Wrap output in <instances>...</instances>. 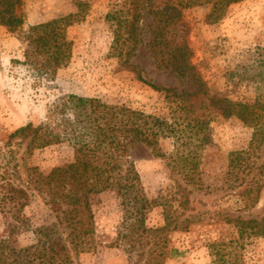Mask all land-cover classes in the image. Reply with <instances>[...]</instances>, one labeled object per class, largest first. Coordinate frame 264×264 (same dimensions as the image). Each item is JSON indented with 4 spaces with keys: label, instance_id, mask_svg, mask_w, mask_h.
<instances>
[{
    "label": "rangeland",
    "instance_id": "obj_1",
    "mask_svg": "<svg viewBox=\"0 0 264 264\" xmlns=\"http://www.w3.org/2000/svg\"><path fill=\"white\" fill-rule=\"evenodd\" d=\"M126 1L22 0L23 24L12 29L0 23V241L8 236L13 224L2 203L7 187H22L31 196L24 209L30 227L14 237L18 247L29 246L36 240L37 228L56 220L51 197L39 189L36 174L45 176L74 161L69 143L33 147L32 136L22 135L20 129L46 125L50 109L70 95L148 114L168 113L164 94L140 82L112 53L115 25L107 15L116 4ZM207 14L204 7L186 10L182 24L167 34L171 45L185 38L193 52V63L214 94L253 102L264 92V0L234 5L216 24L205 21ZM64 17L70 20L66 35L73 42L71 59L54 78L39 76L25 63L26 52L34 48L28 33L34 26ZM130 63L139 66L142 75L160 87L194 90L191 82L181 83L175 73L158 68L144 43ZM209 135L210 143L200 153L196 172L188 181L172 167L169 156L158 157L145 145L133 151L144 190L153 205L146 224L151 228L167 225L161 237L163 247L151 244L142 256L138 249L130 255L129 247L116 245L125 214L116 194L108 191L91 196L93 247L81 251L69 244L75 264H229L226 262L230 260L236 264H264V234L246 237L244 247L239 245L236 250L233 245H221L239 239L236 219L264 223V171L260 170L264 146L251 157L252 168L239 170L230 166L232 154L249 148L252 130L237 118H219L210 125ZM162 148L171 153L172 140L163 141ZM253 178L259 180L262 189L251 195L253 201L246 202L242 194ZM181 198L186 208L180 206Z\"/></svg>",
    "mask_w": 264,
    "mask_h": 264
},
{
    "label": "trees",
    "instance_id": "obj_2",
    "mask_svg": "<svg viewBox=\"0 0 264 264\" xmlns=\"http://www.w3.org/2000/svg\"><path fill=\"white\" fill-rule=\"evenodd\" d=\"M243 1L128 0L116 4L107 15L115 25L112 53L140 82L164 94L168 113L148 114L124 105L70 95L50 109V121L46 125L20 129L22 135L32 136L33 147L69 143L74 150V161L66 167L52 169L45 176L36 174L39 189L43 188L51 197L56 220L37 228L36 240L29 246L18 247L14 237L30 227L24 209L31 196L22 187L11 184L7 187L2 203L13 224L8 236L0 241V264H75L69 244L81 251L93 247L90 241L95 234V217L91 196L108 191L116 194L125 214L116 245L129 247L130 255L133 249H138L142 256L151 244L163 247L161 237L167 225L151 228L146 224L153 205L133 160L138 145L151 148L158 157L169 156L172 167L178 168L188 181L196 172L200 153L210 143V125L219 118H237L252 130V137L247 150L232 154L230 166L239 170L252 168L251 157L264 146V92L253 102L214 94L193 63V52L185 38L172 46L167 35L172 27L182 24L183 13L188 9L206 8L205 21L216 24L226 18L232 6ZM21 4L22 0H0V23L12 29L20 27ZM69 25V17H64L30 29L28 38L34 48L26 52L25 63L37 75L54 78L69 63L73 46L66 35ZM143 43L150 49L158 68L175 73L181 83L191 82L194 90L160 87L144 77L139 66L130 63ZM165 140L173 142L174 149L169 154L162 148ZM260 170L263 173L264 163ZM258 183L253 178L247 184L242 194L246 202L253 201L251 195L261 191L262 185ZM180 190L186 192L182 187ZM186 205L183 199L180 206L186 208ZM235 223L240 231L239 239L221 245H233L236 250L239 245L244 247L242 241L246 237L264 234V223L257 220L238 218ZM231 261L226 263L236 264Z\"/></svg>",
    "mask_w": 264,
    "mask_h": 264
}]
</instances>
